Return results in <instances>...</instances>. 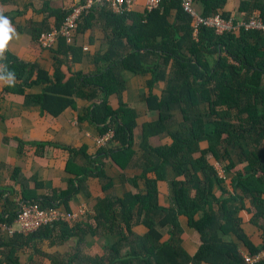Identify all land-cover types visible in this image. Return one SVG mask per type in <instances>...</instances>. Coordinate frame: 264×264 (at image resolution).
<instances>
[{
	"label": "trees",
	"instance_id": "trees-1",
	"mask_svg": "<svg viewBox=\"0 0 264 264\" xmlns=\"http://www.w3.org/2000/svg\"><path fill=\"white\" fill-rule=\"evenodd\" d=\"M4 1L7 0H0ZM226 1L194 0L202 16L220 14L229 18V12L223 10ZM70 10L51 8L55 24L33 23L32 38L37 40L41 31L59 27ZM238 10L246 18L258 13L264 20V0H239ZM172 11L175 13L171 17ZM4 15L13 17L9 13ZM93 21L100 22L106 42L103 52L96 55L97 72H76L63 82L60 70L55 71L52 79L45 70L6 52V59L0 63L15 73L16 82L4 90L23 94L25 105H37L55 116L69 105L75 107V95L89 100L100 96L101 101L89 110L87 118L97 126L100 135L112 128L120 148L100 150L93 160L98 162L97 173L79 168L75 164L79 151L69 149L67 171L76 174L77 181H71L68 189L53 191L50 196L37 197L32 191L22 189L20 201L37 203L43 209L68 210L69 201L84 189L90 176L104 175L101 166L105 157L111 156L124 168L121 160L133 155L136 112L121 99L116 108L109 103L110 95L121 96L124 71L149 75L148 89L142 97L148 109L157 113L156 120L142 125L144 163L141 173L129 181L134 187L139 180L143 181L144 189L122 198L100 199L95 206V226L59 223L27 236L15 234L4 242L0 239V246L4 247V252L0 251V264H21L18 252L30 247L32 242L51 241L56 230V243L79 237L80 244L82 236L88 233L107 237L104 255L81 258L79 249L65 264L78 260L83 264H245L238 246L223 236L234 235L250 253L264 249V34L243 27L237 34H218L205 26L194 33L193 19L183 11L179 0H163L157 8L144 12L132 10L118 14L105 6L94 7L79 23L73 43L64 37L59 39L57 53H72L78 59L77 52L81 53L82 48L75 44L80 32L90 28ZM159 82L165 85L156 93L154 88ZM37 83H47L42 92H25ZM164 132L168 133L171 144L160 147L148 144L150 137ZM203 142L207 143L204 149L200 147ZM232 155H237L238 163H245L246 168L243 172H233L232 192H229L208 156L220 163L227 161L224 171L230 172L236 167ZM167 167L175 177L170 182L172 206L163 208L158 205L157 182L166 180ZM150 173L154 178L148 176ZM18 176L16 169L11 177L17 182ZM2 195L0 191V198L4 199ZM245 200H249L251 209L246 210L252 212L251 224L262 233L259 247L248 239L237 216L240 209H245ZM13 207L3 213L1 223L12 224L17 205ZM179 216L187 218L188 227L200 238V246L192 256L182 247ZM136 222L147 229L144 235L134 232ZM165 233L168 239L163 241ZM113 235H119L120 239L112 241ZM44 257L51 264H63L48 255Z\"/></svg>",
	"mask_w": 264,
	"mask_h": 264
},
{
	"label": "crops",
	"instance_id": "crops-1",
	"mask_svg": "<svg viewBox=\"0 0 264 264\" xmlns=\"http://www.w3.org/2000/svg\"><path fill=\"white\" fill-rule=\"evenodd\" d=\"M81 1L7 0L0 2V8L4 9V13L13 15V17L5 16L11 20L17 32V37L9 42L6 52L45 70L52 79H55V71L60 70L63 74V82L68 81L76 72L85 74L97 72L96 55L98 52L102 53L106 46L105 32L99 21H93L90 28L80 32L78 42L75 44L78 48H82L81 53L77 52L78 59H74L72 53H57L59 51L58 43L52 48L41 47L31 35L33 23L55 24L56 17L50 12L51 8L68 10ZM144 2L145 0H136L133 9L142 11ZM238 5L239 0H227L223 10L228 11L229 17L236 21L248 19L246 14L238 10ZM174 13L172 11L171 17ZM85 47L88 48L85 49ZM123 75L125 87L121 96L110 95L109 103L112 108H116L121 99L136 112V126L133 130L132 143L133 155L128 160H121L124 168H121L111 156L103 159L101 168L104 175L99 177L90 176L84 184V189L68 203V211L70 212L78 213L82 208L86 210L85 215L70 223L71 226L78 223L95 226L93 219L95 206L100 199L105 197L122 198L127 193L142 192L144 189L143 181L139 180L137 187H134L129 181L141 173L144 163L143 150L141 149L142 125L156 120L157 113L148 109L142 97L148 89L146 80L149 75L132 74L128 71H124ZM32 77H36V72ZM46 85L47 83L33 84L27 87L25 92L37 94L42 92ZM164 85V82H159L154 91L156 93L161 92ZM6 86L5 83L0 82V191H3L2 196H4V199L0 198V217L3 216V213L6 214V210L9 212L13 210L14 204H18L22 189L32 191L37 197L50 196L53 191L66 190L71 181H77L76 174L67 171V163L70 158L69 149L73 148L79 151V154L75 156V164L79 168L95 170V173L98 172V162H93V160L97 159L102 149L96 142L102 135H100L97 126L87 118L89 110L95 103L101 101L100 96L89 100L75 95V107L69 105L59 115L55 116L47 111H42L37 105H25L24 95L5 91ZM81 116L84 119H80ZM176 117L178 121L181 120L180 115L177 113ZM18 140L23 141V143L19 144ZM38 142L45 145L41 147L37 145ZM148 144L151 147L165 146L171 144V139L168 133L164 132L159 136L150 137ZM200 147L202 149L206 148L207 143H201ZM107 148L116 150L120 148V143L113 138ZM87 157L91 159L88 160ZM232 157L236 167L233 171L225 172L224 166L227 161L220 163L213 157L208 156L209 163L217 171L218 176L224 180V186L229 192H232L230 185L233 172H243L246 168L245 163H238L237 155H232ZM16 169L19 172V181L17 182L11 177ZM148 176L154 178L151 173ZM165 177V181L157 182V200L160 207L168 208L172 206L170 182L175 177L170 167L165 169ZM215 193L219 195L218 191ZM244 205L245 209H240L237 214L241 228L252 244L259 247L262 243V233L250 222L252 212L246 210L251 209L249 200H245ZM237 206L238 203H236ZM178 221L183 231L181 235L182 247L192 256L200 246L199 235L188 227L185 216H179ZM11 225H13V222ZM134 232L137 235H144L147 229L136 222ZM15 234L20 233L15 232L9 235L6 231L0 230V239L3 242L8 241ZM57 234L58 231L56 230L51 241L38 240L32 242L29 245L30 247L18 252L21 264V255L28 251L26 255L28 261L25 264H51V261L44 255L65 264L68 257L76 255L79 249L81 258L102 256L106 253L105 243L107 237L105 236H92L88 233L82 236L83 242L79 244V237H72L66 242L56 243L54 241ZM110 238L112 241H117L120 236L113 235ZM167 239L168 235L165 233L162 240ZM223 239L235 243L238 246L239 255L249 252L234 235L223 236ZM0 251L4 252V247L0 246ZM0 260H2V257H0ZM73 264L83 263L78 260Z\"/></svg>",
	"mask_w": 264,
	"mask_h": 264
},
{
	"label": "built area",
	"instance_id": "built-area-1",
	"mask_svg": "<svg viewBox=\"0 0 264 264\" xmlns=\"http://www.w3.org/2000/svg\"><path fill=\"white\" fill-rule=\"evenodd\" d=\"M163 0H145L142 11H151L157 8ZM136 0H82L74 5L65 16L59 27H52L43 30L37 38L38 43L43 48L54 47L61 37H64L68 43H73L75 31L79 23L92 8L105 6L114 13H124L134 10ZM180 6L184 12L193 19L194 33L200 26L212 28L216 33L223 32L238 33L240 28L259 30L264 34V20L258 13L252 14L246 20H234L233 18H224L220 14L202 16L194 0H179ZM88 47H85L87 49ZM0 65H3L0 63ZM112 128L108 133L97 139V145L102 148L109 147L113 140ZM16 217L13 225L8 226L0 223V230L6 231L9 235L15 232L28 235L36 232L42 227L51 226L59 223H73L85 215L86 210L80 209L78 213L66 210L64 207L41 208L37 203L19 201L17 204ZM245 264H258L264 261V249L255 253H244L240 255Z\"/></svg>",
	"mask_w": 264,
	"mask_h": 264
},
{
	"label": "clouds",
	"instance_id": "clouds-1",
	"mask_svg": "<svg viewBox=\"0 0 264 264\" xmlns=\"http://www.w3.org/2000/svg\"><path fill=\"white\" fill-rule=\"evenodd\" d=\"M17 37L16 29L11 20L4 15V9L0 8V61L6 59L5 52L8 50L9 42ZM0 82L8 86H14L16 82L15 73L8 70L6 65H0Z\"/></svg>",
	"mask_w": 264,
	"mask_h": 264
},
{
	"label": "rangeland",
	"instance_id": "rangeland-1",
	"mask_svg": "<svg viewBox=\"0 0 264 264\" xmlns=\"http://www.w3.org/2000/svg\"><path fill=\"white\" fill-rule=\"evenodd\" d=\"M28 252H29V251H28ZM28 252H26V253H24V254L21 255L22 264H23V263H24V264L27 263L28 258H26V255H27Z\"/></svg>",
	"mask_w": 264,
	"mask_h": 264
}]
</instances>
